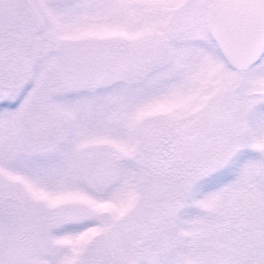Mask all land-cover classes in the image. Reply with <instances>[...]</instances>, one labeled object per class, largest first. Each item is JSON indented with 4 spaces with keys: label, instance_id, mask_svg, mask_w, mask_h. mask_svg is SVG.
Returning <instances> with one entry per match:
<instances>
[{
    "label": "snow or ice",
    "instance_id": "obj_1",
    "mask_svg": "<svg viewBox=\"0 0 264 264\" xmlns=\"http://www.w3.org/2000/svg\"><path fill=\"white\" fill-rule=\"evenodd\" d=\"M0 264H264V0H0Z\"/></svg>",
    "mask_w": 264,
    "mask_h": 264
},
{
    "label": "rangeland",
    "instance_id": "obj_2",
    "mask_svg": "<svg viewBox=\"0 0 264 264\" xmlns=\"http://www.w3.org/2000/svg\"><path fill=\"white\" fill-rule=\"evenodd\" d=\"M177 47L178 52L179 51H183L185 53H192L195 50L191 49V48H185V49H180L178 47V45H174ZM170 59V57L167 54V51H162L160 53V59H159V63H166L168 60ZM245 163V161H243L240 158H234L231 161L227 162L226 166L222 169H220L219 175H222L223 179H231L233 178V176L231 174H234L235 172H237ZM214 178V174L210 175L208 177L203 178L205 182L211 183L212 180ZM218 186H222V185H218Z\"/></svg>",
    "mask_w": 264,
    "mask_h": 264
}]
</instances>
